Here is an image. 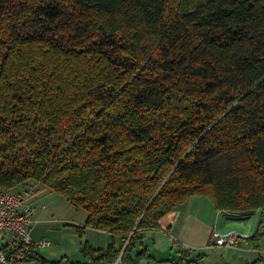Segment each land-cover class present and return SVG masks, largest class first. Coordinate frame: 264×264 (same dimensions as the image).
Returning a JSON list of instances; mask_svg holds the SVG:
<instances>
[{
	"label": "trees",
	"instance_id": "obj_1",
	"mask_svg": "<svg viewBox=\"0 0 264 264\" xmlns=\"http://www.w3.org/2000/svg\"><path fill=\"white\" fill-rule=\"evenodd\" d=\"M29 180L109 234L82 264L148 258L194 194L263 214L264 0H0V188Z\"/></svg>",
	"mask_w": 264,
	"mask_h": 264
},
{
	"label": "crops",
	"instance_id": "obj_2",
	"mask_svg": "<svg viewBox=\"0 0 264 264\" xmlns=\"http://www.w3.org/2000/svg\"><path fill=\"white\" fill-rule=\"evenodd\" d=\"M26 186L32 188V191L26 194L25 201L35 207L31 237L33 240L45 238L51 242L49 246L32 245V254L46 261H56L61 258V264H82L86 260L80 251L83 243L87 242L93 247H106L110 240L106 231L86 227L83 233L78 234L74 229L75 226H82L85 223L87 215L83 209L73 206L41 182L29 180ZM239 214L240 211L216 210L210 198L194 194L162 217L159 228L140 232L142 246L147 249L149 257L141 259L137 264H204L205 250L213 252L212 229L230 228L236 221L244 220ZM260 217V224L255 232L264 227L262 221L264 217L262 214ZM150 233H156L152 236L151 246L146 242L147 237L151 238ZM253 235L239 238L234 246L238 245L241 248L242 245L250 243ZM263 239L264 237H261L258 244L264 242ZM114 240L116 246H119V237L116 236ZM156 243L159 246L156 247ZM1 244L5 245L0 241ZM140 247L138 245L134 251ZM250 251L260 254L259 248ZM260 259L262 260L260 263H264L262 256L256 260L255 257L251 258L246 263ZM17 264L40 263L24 260L21 256L17 259Z\"/></svg>",
	"mask_w": 264,
	"mask_h": 264
},
{
	"label": "built area",
	"instance_id": "obj_3",
	"mask_svg": "<svg viewBox=\"0 0 264 264\" xmlns=\"http://www.w3.org/2000/svg\"><path fill=\"white\" fill-rule=\"evenodd\" d=\"M23 188V189H22ZM32 188L24 185L20 188H0V241L6 245L18 247L20 245L49 246L50 240L40 238L33 240L31 237V223L35 213V207L25 201L26 194L30 193ZM250 215H243L248 218ZM263 216H264V211ZM248 233H242L234 228L212 229L211 245L216 246H234L239 238H247ZM0 245V264H17V259L21 257L16 253L12 258H8L6 251ZM121 264L119 257L112 263Z\"/></svg>",
	"mask_w": 264,
	"mask_h": 264
},
{
	"label": "rangeland",
	"instance_id": "obj_4",
	"mask_svg": "<svg viewBox=\"0 0 264 264\" xmlns=\"http://www.w3.org/2000/svg\"><path fill=\"white\" fill-rule=\"evenodd\" d=\"M261 214L262 213L260 211H256L248 218H244V220L236 221L234 224L231 225L230 228H234L237 231L242 232V233H248L251 236L252 234H254L253 232H255V230L258 228V225L260 224ZM263 229L264 227L261 228V231H263ZM153 234H156V233H153ZM153 234L151 235V238L149 237L146 238V242L150 246H151V240L153 238L152 237ZM261 237L262 238L264 237V231ZM249 245L252 248H250ZM157 246H159L158 243H156V247ZM212 248L213 249L211 250H213V252L211 253L205 250L204 254L206 256V259H204V262H203L204 264H244L246 263L247 260L250 261V259L254 257H255V260L260 258V256L264 258V242L263 241L259 242L257 246H254V243L250 241V243L246 245H242L241 248H239L238 245L236 247L235 246H223V247L212 246ZM256 248L260 249V254L256 253V251H253V252L250 251V250H256ZM186 264H189V263H186Z\"/></svg>",
	"mask_w": 264,
	"mask_h": 264
},
{
	"label": "water",
	"instance_id": "obj_5",
	"mask_svg": "<svg viewBox=\"0 0 264 264\" xmlns=\"http://www.w3.org/2000/svg\"><path fill=\"white\" fill-rule=\"evenodd\" d=\"M258 264H264V263H258Z\"/></svg>",
	"mask_w": 264,
	"mask_h": 264
}]
</instances>
